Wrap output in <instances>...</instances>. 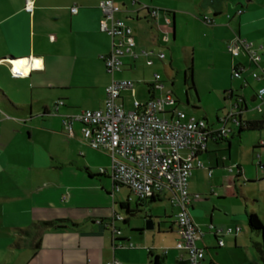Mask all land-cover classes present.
I'll return each instance as SVG.
<instances>
[{"label":"crops","instance_id":"1","mask_svg":"<svg viewBox=\"0 0 264 264\" xmlns=\"http://www.w3.org/2000/svg\"><path fill=\"white\" fill-rule=\"evenodd\" d=\"M27 1L0 0V264H107L113 260L122 264H151L153 251V254L162 257L165 264H190L187 253L176 249V245L168 248L167 253L165 249L158 253V249L154 248V231L147 234L145 241L139 242L140 248L131 241L132 238L127 233L123 232L117 239L113 237L111 221L115 213L128 218L127 223L123 221L124 226L128 225L130 217L133 216L142 217L146 227L148 221L152 227L147 229L160 230L163 219L171 221V216L157 218L153 209H159L160 205L167 201L176 213L178 210L170 202L167 193L157 195L154 200L138 199L137 210H133L135 214L130 216L121 208V204L127 202L128 208L131 209L129 198L120 202V212L114 209L93 208L88 202L81 200L77 193V183H62V170L59 171L58 165L62 164L64 153L66 154L72 146L74 155L77 154L79 146L86 141L79 124L75 127V137L67 138L61 115L49 111L59 100L65 103L60 114L104 106L105 88L116 75L107 74L103 60V56L111 50V38L99 27L103 17L100 2L103 0H32V12L26 10ZM114 1H118V5L122 2L124 10L118 17L124 18L132 27L131 20L146 19L152 25L155 24L147 11L140 9L139 2L132 5V0ZM138 1L144 2V5L150 8L160 9L161 19L165 15L172 19L174 33L171 45L180 39L186 41L189 38L197 43L200 39L209 38L225 43L227 48L228 41L235 36L264 45V0ZM73 6H77V12L71 11ZM239 10H242L241 13ZM204 16L211 17L213 23H206ZM134 30L136 31L135 28ZM135 39L137 49L143 48L136 35ZM152 40L160 43L158 38ZM27 58L42 59L44 68L32 71L28 77H14L11 74L12 61L23 60L26 64ZM139 60L146 64L144 58ZM136 62L128 59L121 72L133 70ZM161 62L166 65L165 61ZM232 65L233 68L237 65H243L245 69L252 67L245 56L240 57L238 61L232 57ZM99 77L103 80L99 84L102 94L99 106L82 107L85 97H94L90 91L84 89L94 88V83ZM253 88L254 98L257 99V91L264 88V77L261 80L256 79ZM85 92L88 94L84 95ZM227 93L224 95L230 103L227 112L231 109L243 110L242 117L245 121L263 119L256 116L254 118V115L249 113L246 101L241 97L243 103H240L232 85ZM260 101L264 104V100ZM259 113H264V110ZM202 118L207 119L205 116ZM218 118L219 116L215 122L207 120L210 125H217ZM246 134V131L239 133L237 128L227 138L209 140L207 150L200 155L205 168L195 169L190 177L192 182L189 180L191 195L202 188L203 191L210 190L212 195L218 197L217 201L221 202L225 198L220 196L225 193H218L216 188L224 187L226 193L235 194V188L243 177V170L239 167L236 171H230L228 168V173L223 170L225 160L235 159L237 163L238 157L233 155L236 148L233 140L242 141ZM254 143L252 154L257 153L261 160L264 152V145L261 143L264 141L255 140ZM87 169L92 172L91 175ZM257 171L259 172V169ZM85 172L89 179L93 176L99 180L111 178L106 173H101L100 169L94 172L85 167ZM204 174L212 178V182L194 183V179ZM81 185V188L85 187L84 183ZM248 200L249 198H246L245 201ZM248 206L246 203V210ZM251 207L250 212H256L255 206ZM194 210L195 204L192 201L191 212ZM164 213L167 214L165 209ZM176 213L169 231L175 234L178 241ZM248 213L246 212L247 220ZM44 221L55 223L45 225ZM237 221L233 215L231 224L227 226H240V234L244 228L235 224ZM117 222L116 227L119 228ZM137 232L142 234L143 229L131 230L132 234ZM204 232L208 234L209 230ZM238 234L232 235L235 242ZM129 242L133 243L132 248L119 247ZM217 248L221 247L217 245ZM123 250H132L129 257H125V262L119 260L124 255ZM210 261L212 260L208 261L205 257V264Z\"/></svg>","mask_w":264,"mask_h":264},{"label":"built area","instance_id":"2","mask_svg":"<svg viewBox=\"0 0 264 264\" xmlns=\"http://www.w3.org/2000/svg\"><path fill=\"white\" fill-rule=\"evenodd\" d=\"M132 5L137 4L131 1ZM34 1L28 0L26 10L32 12ZM103 17L100 30L111 38V50L103 56L106 69L112 75L121 72L126 66L125 59L138 61L145 59L148 66L155 63V59L165 61L166 54L159 50L137 49L134 28L124 19L118 17L123 12L121 5L114 0L100 2ZM140 9H148L160 33L161 44L170 45L173 40V22L169 16L161 19V10L140 5ZM77 6L71 7L77 12ZM242 10H239L241 13ZM203 20L212 24L211 17L204 16ZM227 50L233 58L245 56L248 63L254 67L251 75L261 80L264 76V45L235 36L228 41ZM17 60L11 64V74L14 77H28L32 71L44 68L40 58H28L29 73L16 68ZM39 61L40 65H35ZM263 73H260L259 70ZM245 67L235 66L233 77L242 78ZM135 82L132 79H113L105 88V102L102 108L81 109L60 114L65 105L63 100L55 103L49 111L61 115L65 133L70 137L76 135V125L86 143L94 149L103 150L111 158V175L115 190L127 187L140 200L167 193L170 202L177 207L176 227L179 240L175 248L188 255L190 264H205L206 248L199 244L206 232L194 222L191 206L192 197L189 190V180L195 169L205 168L200 155L207 150L211 138H227L237 128L244 126L243 110L231 109L218 118L217 125H210L208 120L187 113L179 109L178 98L167 86V80L161 73H154L149 83L150 97L146 102L134 100L133 107L127 110L122 92L131 89L135 93ZM256 97L264 100V88H260ZM256 110L262 112L259 105ZM264 171V165L259 162ZM234 171L233 167H229ZM106 172V169H100ZM209 174L211 170L209 169ZM124 218L120 213L112 216L111 228L113 237L121 236L122 231L116 227V221ZM208 233H212L217 240L218 247H223L225 235H236L241 231L240 226L218 227L213 223L208 225ZM133 243L119 245L132 248ZM165 248V253L168 252ZM107 264H122L113 260Z\"/></svg>","mask_w":264,"mask_h":264},{"label":"rangeland","instance_id":"3","mask_svg":"<svg viewBox=\"0 0 264 264\" xmlns=\"http://www.w3.org/2000/svg\"><path fill=\"white\" fill-rule=\"evenodd\" d=\"M134 1L139 2L141 6L145 4L138 0ZM119 5H122L121 1ZM129 17L134 18L133 16ZM131 23L136 29L135 35L141 47L162 51L167 57L165 60L166 65L158 59H155L154 66H148L144 61L139 60L133 70L116 73L115 79H132L135 82L134 94L131 89L122 92L127 110L132 109L135 99L140 102L148 100L150 97L148 84L152 82L153 74L158 72L167 80V86L178 98L177 106H179V109L190 114L198 117L205 116L210 122H215L218 116L225 115L229 110L230 103L224 95L228 94L227 92L232 85L234 92L238 94L240 103H243L241 97L246 101L249 113L254 115V118L255 116L256 118H264V113L253 110L259 105L264 110V104L254 98L253 86L256 79L251 75L254 67H246L247 71L243 73L242 78L233 77L232 56L228 53L225 43L209 38L200 39L201 41H197V43L190 41L189 38L186 41L183 39L175 40L174 45L155 43L152 40L153 38H158L161 42L163 37L155 24L152 25L146 19L131 20ZM127 60L128 58L125 59V61ZM236 60L238 61L239 58H236ZM191 66L193 71L190 70ZM259 71L263 73L261 69ZM107 74L112 75L108 71ZM262 75L264 76V74ZM102 81V78L99 77L94 83V88L84 89V91H90L89 93H92L94 97H85L86 99L81 104L82 107L99 106L102 98L99 84ZM193 82L196 89L192 88ZM224 90L228 91L224 92ZM87 94L85 92L84 95ZM187 98L189 105H187ZM66 137L70 138L68 135ZM255 140L264 141V130L249 131L242 141L234 139L236 148L233 150V155L238 157L237 163H235V159L225 160L226 165L225 170H223L225 173L229 172V167H233L234 171L237 167L243 170V177L238 187L235 188L234 195L226 193L224 187L216 188L218 193H225V195L220 196L225 198L221 202L217 201L218 197L212 195L210 190L203 191L202 188L199 192H193L191 195L195 204V210L191 213L194 222L203 231L208 230L207 226L210 224L211 216L213 224L218 227H227L231 224L230 220L235 215L238 219L235 224H240L244 228L243 232L238 234L236 242L234 236L226 235L224 237L226 245L221 248H217V240L212 233L206 234L204 239L199 241V244L207 249V260H212L215 264H264V231H252L248 227L246 214V212H250L251 206L254 205L255 211L264 225V171L258 168L260 159L257 153L252 154V146H254ZM261 145H264V143H261ZM261 156L260 162L264 164V152ZM62 161V164L58 165L59 171L62 170V183H77L79 185L77 193L81 200L88 202L90 207L114 209L120 212V202L129 198L131 210H137L136 201L138 198L125 187H121L119 191L115 190L112 178H101L99 180L98 177L93 176L89 179L85 167L94 172H98L99 169H106V172L102 173H106L107 176L111 175V158L102 150L94 149L83 142L82 146H79V152L75 155L74 147L71 146V149L66 154L64 153ZM257 169H259V172ZM194 180V183L212 182V178H208L207 174ZM81 183H84V188H81ZM104 183L106 184L103 185ZM246 198H249L247 202L245 201ZM254 201L257 203L253 204ZM246 203L249 204L247 210ZM160 206L159 209H153L155 217L165 218V216H171V221H173L176 213L174 207L167 201ZM164 209L167 211L166 215ZM171 221L167 218L163 219L162 223L159 222L160 230H149L142 217L131 216L128 225L124 226L123 221H118L117 226L121 228L122 233H127L132 238L131 241L138 248H140L139 242L145 241L147 234L154 231V248L158 249V253H161V250L176 245L175 234L169 231ZM133 228L143 229L142 234L138 232L132 234L131 230ZM123 251L124 255L119 260L125 262V257H129L132 250ZM153 252L155 253V251Z\"/></svg>","mask_w":264,"mask_h":264},{"label":"trees","instance_id":"4","mask_svg":"<svg viewBox=\"0 0 264 264\" xmlns=\"http://www.w3.org/2000/svg\"><path fill=\"white\" fill-rule=\"evenodd\" d=\"M138 6L140 7V4H138ZM144 10H146L148 15H150V12L148 9H144ZM165 12H167V11H165ZM190 70L193 71L192 66L190 67ZM192 88L196 89L194 82L192 84ZM238 129H239V133L244 132V131L249 132V131H254V130H264V118L261 120L245 121L244 126H240ZM87 171H88L89 175L92 174V172L89 169H87ZM154 198H155V196L150 197L149 199L154 200ZM121 208L126 212V214H128L130 216L135 214V211L128 208L127 202L122 203ZM122 221L127 223L128 218L124 216ZM54 223H55V221H44L43 222V224H45V225H50V224H54ZM248 224H249V227L252 231H254V230H257L258 232L264 231V225H263L262 221L260 220V218L256 212H249L248 213ZM263 245H264V243H263ZM151 257H152L151 264H165L162 257L159 254H153V252H151ZM209 264H215V263L213 261H210Z\"/></svg>","mask_w":264,"mask_h":264},{"label":"bare ground","instance_id":"5","mask_svg":"<svg viewBox=\"0 0 264 264\" xmlns=\"http://www.w3.org/2000/svg\"><path fill=\"white\" fill-rule=\"evenodd\" d=\"M17 60V59H16ZM28 61V59H25ZM28 63V64H27ZM26 64L24 63L23 60H18L16 64V68L22 69L25 73H29L30 71V64L29 61ZM36 65V64H35Z\"/></svg>","mask_w":264,"mask_h":264},{"label":"water","instance_id":"6","mask_svg":"<svg viewBox=\"0 0 264 264\" xmlns=\"http://www.w3.org/2000/svg\"><path fill=\"white\" fill-rule=\"evenodd\" d=\"M173 33H174V27H173ZM28 59V58H27ZM10 62V61H9ZM188 100V98H187ZM152 226H149V222L147 221V228H151Z\"/></svg>","mask_w":264,"mask_h":264},{"label":"snow or ice","instance_id":"7","mask_svg":"<svg viewBox=\"0 0 264 264\" xmlns=\"http://www.w3.org/2000/svg\"><path fill=\"white\" fill-rule=\"evenodd\" d=\"M39 64H40V62H39V61H37V62H36V65H37V66H39Z\"/></svg>","mask_w":264,"mask_h":264}]
</instances>
